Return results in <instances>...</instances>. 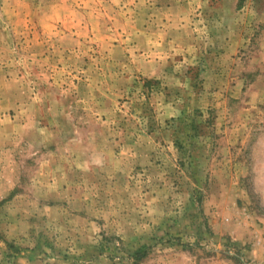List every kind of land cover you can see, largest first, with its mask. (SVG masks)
<instances>
[{"label":"rangeland","instance_id":"rangeland-1","mask_svg":"<svg viewBox=\"0 0 264 264\" xmlns=\"http://www.w3.org/2000/svg\"><path fill=\"white\" fill-rule=\"evenodd\" d=\"M0 264H264V0H0Z\"/></svg>","mask_w":264,"mask_h":264},{"label":"trees","instance_id":"trees-1","mask_svg":"<svg viewBox=\"0 0 264 264\" xmlns=\"http://www.w3.org/2000/svg\"><path fill=\"white\" fill-rule=\"evenodd\" d=\"M135 260H137V259H135Z\"/></svg>","mask_w":264,"mask_h":264}]
</instances>
